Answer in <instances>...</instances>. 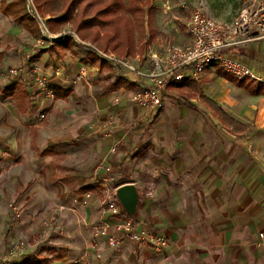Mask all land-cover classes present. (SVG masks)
Returning <instances> with one entry per match:
<instances>
[{
	"label": "crops",
	"instance_id": "0c3cea01",
	"mask_svg": "<svg viewBox=\"0 0 264 264\" xmlns=\"http://www.w3.org/2000/svg\"><path fill=\"white\" fill-rule=\"evenodd\" d=\"M17 15L9 13L16 22L11 34L20 35V39L9 36L0 48V63L10 57L28 65L27 74L3 90L13 103L9 112L23 119L11 143L14 153H19L18 137L27 133L26 155L41 160L46 169L41 180L55 177L53 185L41 186L43 193L58 192L56 200L43 209L63 203L71 209L51 222L54 227L50 231L57 233L51 238L45 231L50 225L44 212L37 215V210L13 220L7 205L21 172L4 169L11 159L0 150V264L24 234L29 236L24 241L30 246L14 259L17 264L35 259H48L50 264H263L264 245L258 243L259 234L264 233V93L245 83L237 87L226 76L209 74L202 92L215 104L208 114L194 100L176 101L172 85L164 92L161 110L147 111L130 97L150 81L104 59L98 51L118 55L110 51V44L93 41L96 36L82 39L75 31L80 41L65 35L42 42ZM55 17L58 15H47L49 20ZM52 28L54 35L69 31L54 24ZM105 28L94 26L91 30H98L102 37ZM148 31L143 54L136 43L132 55L120 56L130 58L142 70L149 69L153 56L166 53L162 49L166 48L165 36L153 39ZM231 55L264 79V39L236 48ZM34 67L49 89L38 86ZM82 69L84 76L77 80ZM198 81L179 85L187 93L189 82ZM214 82L227 88V93L212 92ZM13 87L14 95L8 97ZM54 90H58L57 96L50 95ZM41 112L46 113L42 122L38 119ZM221 112L229 118L225 122L228 128L238 124L247 131L245 135L220 136ZM110 122L106 130H90ZM9 126L11 133L14 126ZM47 150L50 153L42 155ZM62 169L71 172V177L63 178ZM24 176L29 177L27 173ZM130 183L141 193L155 188L154 198L141 199L135 222L168 239L162 251L126 239L113 244L109 237L95 234L96 227L111 221L106 191L114 193ZM31 222L40 225L47 238L31 236ZM59 226L63 230H58ZM44 250L50 257L41 254Z\"/></svg>",
	"mask_w": 264,
	"mask_h": 264
},
{
	"label": "rangeland",
	"instance_id": "374dc122",
	"mask_svg": "<svg viewBox=\"0 0 264 264\" xmlns=\"http://www.w3.org/2000/svg\"><path fill=\"white\" fill-rule=\"evenodd\" d=\"M33 1L38 15L46 21L49 30H55L52 28V24H54L55 26H57V29H59L61 26L69 30L68 32H63L64 34H75L74 31L78 33V24H80L84 20L90 19L91 16L94 17L98 11L109 8L107 9L108 14H103L105 15L104 19L114 17H119L123 19V31L128 34L127 37H125L130 40L129 42L132 47L133 45L135 47L136 43L140 44V48H142L143 51L139 53L143 54L144 49H146L147 45L143 43L149 33L148 29L150 30L153 39L157 38L158 35L165 36L164 40L167 39L166 48L162 49L166 50L169 45L173 44L188 45L189 41L188 34L186 32V24L189 21L192 11L197 6H203L207 10V13L209 15L217 19L232 21L239 16L241 11L245 7L251 6L257 0H48L46 6L43 7V10L39 9L36 0ZM3 4L8 5L7 10H4ZM68 11L70 12L69 17L73 16V18H76L75 22H71V20H69L68 22H59L57 23V25L56 23H51V21L47 18V15H58L59 17ZM9 13L18 14L16 17L19 20L20 18L24 20L27 25L33 28V30L35 31L34 34L38 35L39 37L41 36L38 22L32 17L33 15L31 16L28 11L27 0H0L1 50L6 45L7 41L10 40V38H16L17 40L20 39V35L18 36L15 34H11L13 30V25L16 24V22H14L13 19L9 16ZM87 13L88 15H90V17H88ZM141 22H143L144 27L141 26ZM105 29L107 31L104 34H109L110 29L108 28V26ZM95 32L96 31L93 32L90 29L86 33L88 37H92L95 36ZM9 36L11 37L9 38ZM79 36L82 39H88V37H83V32L80 33ZM101 41L102 44L106 45L107 41L105 39ZM109 49L110 51L114 52L111 46ZM13 61L14 59H10L9 57V59L7 58V60L2 61L0 63V150L2 151V153L9 154L10 157L8 158L11 159L9 164L5 166L4 169L14 170V168H17L16 172H21L20 176L17 175L20 180H18L16 184V189L10 192L11 201L8 202L7 210L11 214L12 219L15 221H18L26 216L29 217L32 214H35L37 210V215L44 212L45 222H49L48 224L50 225V227L45 228V231L51 238L56 236L57 234L55 231H50L52 230L51 228L54 227L51 226V222L55 218H57L56 215L65 216L66 213L70 212L69 209H71V207L68 203H63L57 207L55 205L54 207L48 206L43 209V206H45L48 202L56 200L58 192L54 194L46 192L43 193L41 186L48 185L49 183V185H53L52 182L55 181L54 183H56V180L55 177L51 175L48 180H41L40 175H42L46 169L44 168L45 166L43 165L41 160L38 161L36 159H31L26 155L25 149L27 148L28 144L27 133L21 134V137H18L20 138V143H18L21 148V151L19 153H14V145L11 142L15 134L20 132L19 129L20 127H22L20 126V124L23 119L17 113L9 112V110L12 111L11 104L13 103L11 102V100L5 98L3 90L6 86L17 82V79H19L21 76H24V74H27L28 65H23ZM13 71H18V74H13ZM34 72L35 74L37 73L35 67ZM209 74H213L217 77L226 76L231 79L237 87H242L245 83L250 85L251 88H253L255 91L257 90L264 93V83L241 82L239 80L234 79L233 77L222 73L216 68H209L203 73V76H201L200 81L189 82L187 93L181 90L182 87H180L179 82H174L176 84H172L170 90L177 92L178 96L176 98V101L183 100V98L186 100H194L196 104L204 106L203 111L205 114H208V108H211V106L215 104L211 97H209L206 93L202 92V86L206 84L204 79ZM46 89H49L47 84ZM212 90V92L223 94L227 93V88L223 87L222 85H219L216 82H214ZM219 120L222 122V125L219 126L218 132L220 136H242L245 135V132H247L238 124L233 125L234 129L228 128L225 122H228L229 118L225 116V114L222 112L221 114H219ZM10 124L14 126L12 127L11 133L9 126ZM92 128L90 130L93 131L94 129ZM56 162H61V158H58ZM41 170L42 173L40 174ZM59 172L62 173L61 176L63 178H65V176L71 177L70 171H68L70 173L67 174L65 173L67 171H63V169ZM24 173H27L29 177L24 176ZM52 178L53 181L50 182ZM64 189V187L61 188L62 195H64ZM52 195L54 196V199H51ZM68 200L70 202V199ZM11 205L16 207L15 211L13 210ZM31 223L33 224L34 222ZM42 229L44 230V228ZM39 230L40 225L33 224L32 231L30 232L31 236L38 238L41 234V230ZM41 236L42 238H47L44 233H42ZM28 237L29 236L27 234H24L22 238H19L18 240L22 239L19 241L21 242L27 239ZM31 243L33 245V240L31 241ZM9 256L10 252L7 251L5 253V257L9 258Z\"/></svg>",
	"mask_w": 264,
	"mask_h": 264
},
{
	"label": "built area",
	"instance_id": "2783aa9c",
	"mask_svg": "<svg viewBox=\"0 0 264 264\" xmlns=\"http://www.w3.org/2000/svg\"><path fill=\"white\" fill-rule=\"evenodd\" d=\"M27 3L29 13L39 24L42 42L60 40L65 35H73L78 39L76 34H52L46 21L38 15L34 1L27 0ZM186 31L190 38L188 45H169L165 55L152 57L150 67L147 70L140 69L130 58L102 51H98V53L108 62L127 71L134 77L150 81L149 84L144 83L130 97L133 103L147 111L161 108L163 95L169 82L198 81L209 68H216L239 81L264 83V79L245 62L237 60L231 55V52L236 48L264 39V0H257L251 6L245 7L239 16L232 21L217 19L209 15L207 10L199 5L192 11L186 24ZM82 43L91 46L86 42ZM35 70L37 71V69ZM12 73L17 75L18 71ZM84 73L85 71L82 69L77 80L82 79ZM36 75L38 86L46 89L45 78L38 75V72ZM49 93L51 96L54 95L52 91ZM38 119L41 122L45 120L46 113L41 112ZM110 125L111 122L92 129L103 131ZM115 151L116 148L113 149V152ZM107 171L110 172V169L108 168ZM114 179V177L109 178L111 181ZM154 196V186L142 193L143 199H152ZM106 200L107 212L111 221L95 228L97 236L109 237L113 244H118L124 239L137 244L148 243L157 251H162L168 246V239L165 236L156 234L147 227L139 226L123 210L120 202L115 198V192L107 190ZM11 207L14 211L16 210V207L12 205ZM57 229L63 230L60 226ZM52 245L53 242L49 241L48 246ZM258 245H264V233L259 234ZM29 246L27 241L12 244L10 256L4 264H17L14 263V259L22 255ZM41 254L50 257L48 250L42 251Z\"/></svg>",
	"mask_w": 264,
	"mask_h": 264
},
{
	"label": "trees",
	"instance_id": "16d2710c",
	"mask_svg": "<svg viewBox=\"0 0 264 264\" xmlns=\"http://www.w3.org/2000/svg\"><path fill=\"white\" fill-rule=\"evenodd\" d=\"M48 0H36V3L38 4L39 9L43 10V7L46 6ZM3 8L4 10H7L8 5L3 4ZM109 9V8H107ZM107 9L105 10H101L98 11L97 14L88 19V20H84L82 21L80 24L77 25V31L78 33H82L83 32V37H88L87 35V31H89L91 28H93L94 26H103V27H107L110 29V33L109 34H104L101 37V33L96 30L95 32V36L96 38L94 39V41H98V40H106V46H109V43L111 44V48L112 50L118 54L119 56H130L133 54V52H135V49H133L132 45L130 44V40L127 37V33L123 31V26L124 24H122L124 22L123 19L119 18V17H114V18H107L104 19L105 15L108 14L107 13ZM105 13V15H103ZM70 12H65L64 14H62L59 17L56 18H51L50 21L51 23H59V22H68L69 20H71V22H75L76 18H73V16L69 17ZM123 20V21H122ZM141 26L144 27L143 22H141ZM86 33V34H84ZM105 36V37H104ZM126 36V37H125ZM143 51L142 48H139L138 52ZM187 82V80H184L180 83H183V85ZM172 84H174L173 81L168 83V86H171ZM16 90L15 87L10 89V92L8 93V97L13 96L14 95V91ZM54 95L57 96L58 95V90H54ZM161 110V108H160ZM50 152L44 151L42 153V155H47ZM51 261L48 259H42V260H30L28 262H25L24 264H50Z\"/></svg>",
	"mask_w": 264,
	"mask_h": 264
},
{
	"label": "water",
	"instance_id": "95a60500",
	"mask_svg": "<svg viewBox=\"0 0 264 264\" xmlns=\"http://www.w3.org/2000/svg\"><path fill=\"white\" fill-rule=\"evenodd\" d=\"M115 198L120 202L123 210L135 221L142 199L140 188L135 184H125L115 190Z\"/></svg>",
	"mask_w": 264,
	"mask_h": 264
}]
</instances>
